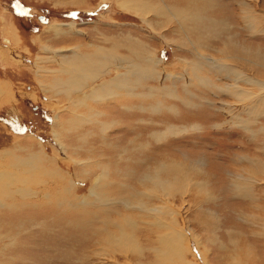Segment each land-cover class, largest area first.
I'll list each match as a JSON object with an SVG mask.
<instances>
[{
    "label": "rangeland",
    "instance_id": "374dc122",
    "mask_svg": "<svg viewBox=\"0 0 264 264\" xmlns=\"http://www.w3.org/2000/svg\"><path fill=\"white\" fill-rule=\"evenodd\" d=\"M262 233L264 0H0V264H264Z\"/></svg>",
    "mask_w": 264,
    "mask_h": 264
},
{
    "label": "crops",
    "instance_id": "0c3cea01",
    "mask_svg": "<svg viewBox=\"0 0 264 264\" xmlns=\"http://www.w3.org/2000/svg\"><path fill=\"white\" fill-rule=\"evenodd\" d=\"M54 25H55V23H54ZM65 26L67 27L68 25L67 24H60V23H58V26L55 25V28L57 29V32H53L52 30H49L50 33H51V36L54 37V38H59V39L67 38V32H65L66 31L65 30L66 29ZM94 28H96V27H94ZM90 29L92 31H95L92 28H90ZM187 29L188 30H187L186 33H187L188 37H189V34L191 33V38H192L193 35H192V31L190 30L191 26L189 27V24H187ZM77 30H79V29H77ZM254 31H260V30H254ZM249 32H253V31L251 30ZM79 33L87 35V32H85V31H79ZM102 36L100 38H102ZM75 39H78V38H75ZM69 41H71V40H69ZM97 44H101V43H97ZM97 44L93 45V44L90 43V41H87V46L88 47L91 48L93 46L92 50H84V49H82L81 48L82 45H85L83 42L82 43H76L74 45H71V46L67 47V51H69L68 55H69V53L71 54V55H69L70 59L67 61V65H68L69 61L77 60V61H81V62H84V63H88L92 67L96 68V66L98 65V63H97V61H98L99 64H100V65H98V69L102 73V74L100 73L99 75H102L105 78L106 77V73H109V71H110L111 66L109 65L110 64L109 62L114 58V55L106 54V53H104L102 55H99L98 52H99V50L101 48H104V49H108V48H106L104 46L97 47ZM46 45L49 47L48 43ZM199 45H200L201 48L202 47H205V48L208 47V46H206L204 44H199ZM50 47H52V46H50ZM61 47H63V46H61ZM97 48H99V49H97ZM54 49H55V51L57 53L65 54V47L63 49L62 48L61 49L54 48ZM45 52H48V51L45 50ZM188 56L191 58V53L188 54ZM54 63H56V62H54ZM61 66L63 67V63L59 64V61H58L57 65H56V67L54 69L53 68H49L48 66L47 67H43V68L40 69V73L45 71L46 73H44V74L48 76L47 77L48 81L46 80L47 81L46 85L43 88L44 91H61V93L65 92V91H63V88L60 87V86L62 85V83L64 81H66L67 78H69L71 76V74H69V71H72V69H68L69 70L68 72L63 73L62 71H60ZM37 76H38V74H37ZM37 80L39 81V79H37ZM98 80H99V78H97V76L94 74L93 78L88 80L82 87H76L77 89L73 90L72 92H68L69 91L68 90L65 94H72L73 96H75L76 94H79L80 91H98V89L96 88V83H97ZM107 82L110 83V80H108ZM105 83L106 82H101L100 87L105 85ZM37 84L39 86L40 85L44 86L42 82H41V84H39V83H37ZM87 87H88V90H87ZM110 90H111V88L106 90V91H110ZM74 91H79V92H74ZM27 102L28 103L31 102L30 99H28ZM69 102L74 104L75 100L74 99H70ZM66 119H65V121H66ZM63 127H64V125H63Z\"/></svg>",
    "mask_w": 264,
    "mask_h": 264
},
{
    "label": "bare ground",
    "instance_id": "6f19581e",
    "mask_svg": "<svg viewBox=\"0 0 264 264\" xmlns=\"http://www.w3.org/2000/svg\"><path fill=\"white\" fill-rule=\"evenodd\" d=\"M208 1H206L205 3H207ZM205 3H204V5H205ZM186 4H188L187 2H186ZM187 6V5H186ZM190 6V4L188 5V8H190L189 7ZM179 11V9L176 11H174V13H176L177 14V12ZM187 12V11H186ZM179 14V13H178ZM195 14L194 13H189V12H187V13H185V11H184V9H182V8H180V19L182 20V21H184V23L186 22V20H187V22L188 21H192V18H194V20H197L198 18H197V14L194 16ZM188 18H189V20H188ZM197 22H199V21H197ZM208 22H211V20H208ZM72 22L69 24V27H71L72 26ZM186 26V25H185ZM207 27H209L210 28V25H208V26H206V27H203V26H201V31L204 29V28H207ZM191 30V29H190ZM192 31V30H191ZM194 33L196 32V31H193ZM196 35H198L197 34V32H196ZM262 234H264V233H262ZM170 235V234H169ZM172 237H175L174 235H172L171 236V238ZM171 238H168V240H169V242H167V244H166V242L164 243V240L163 241H159L160 242V244H161V249L162 250H167V251H169L170 253L172 252V251H174L175 250V247H176V249H178L179 250V246H180V241H179V239H177V240H173V239H171ZM162 239V238H161ZM173 242H172V241ZM165 244L167 245L166 247H165ZM181 249V248H180ZM180 251V250H179ZM161 253V252H160ZM165 254H167L166 252H164Z\"/></svg>",
    "mask_w": 264,
    "mask_h": 264
},
{
    "label": "water",
    "instance_id": "95a60500",
    "mask_svg": "<svg viewBox=\"0 0 264 264\" xmlns=\"http://www.w3.org/2000/svg\"><path fill=\"white\" fill-rule=\"evenodd\" d=\"M40 18H42V17H40Z\"/></svg>",
    "mask_w": 264,
    "mask_h": 264
}]
</instances>
